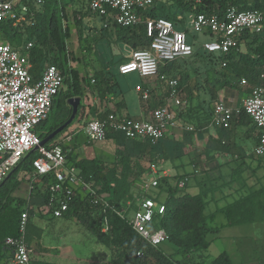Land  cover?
<instances>
[{
    "label": "trees",
    "instance_id": "trees-1",
    "mask_svg": "<svg viewBox=\"0 0 264 264\" xmlns=\"http://www.w3.org/2000/svg\"><path fill=\"white\" fill-rule=\"evenodd\" d=\"M23 2L30 6L34 14L17 25H13L11 20H3L0 24V40L10 43L15 49L25 46L28 42L33 43L30 57L34 78H36L35 71H39L44 64L57 65L64 75V84L54 99L50 114L35 127L36 133L43 139L70 117L72 113L70 98L81 97L82 99L77 117L83 109L85 110L86 106L83 103L85 82L92 83V81L87 80L71 64L72 57L68 42L72 30L69 19L73 17L78 26L79 37L84 39L82 28L84 19L97 14L90 10V0H44L41 6H36L31 0H23ZM157 2L149 11L140 12L142 20L137 25L121 27L109 21L107 28L114 26L116 29H128V33L122 30L121 37L130 43L133 51L138 48H147L151 39L146 33V18L163 16L173 21L177 20V15L164 10L165 5L162 4L163 7L159 10ZM176 2L182 7L193 9L190 0H176ZM232 6L239 10H264V0H202L198 9L193 10L223 15L227 8ZM262 72H264V29L260 32L246 30L240 35L238 45L228 53H210L194 48V52L189 56L161 64L157 76L179 80L178 89L184 103L177 106L178 113L182 115L184 107H188V114L194 117L195 125L199 126L203 124L201 120L195 119L196 109L194 111L192 109L196 107L191 105L195 99H199V104L205 108L202 112L207 111L212 118L214 109L212 110L210 106L217 99V86L234 85L239 81L242 82L243 79L250 81L254 86L259 82ZM95 79L96 82L92 87L101 96L118 92L117 84L112 80L109 65L97 70ZM198 79L207 80L206 84L201 83L205 94L202 97L198 96L193 85L190 86L191 80L199 84ZM164 96L165 98L169 96L168 83L167 93ZM156 104L159 107L166 103L161 97ZM110 113H112L110 109H106L99 112L98 117L105 119ZM240 116L245 118L244 116L247 115L242 113ZM74 121L46 145L49 146L65 133ZM107 138H115L118 145L114 159L102 155L92 158L81 156L80 153L74 155V148L78 146V142L74 141L75 137L72 140L75 143L74 148L68 150L65 146L66 155L68 162L77 168L79 176L98 188V196L108 198L112 206L121 210L125 201L139 197L138 191L141 188L136 184L145 182V175L150 169L152 160L151 151L148 148L155 144L150 139L143 144L115 131L109 132ZM137 147H140L142 152L135 157L131 154V149ZM37 156L38 152H29L12 175L0 185V255L7 249L5 239L18 234L19 219L27 205L25 199L14 195L21 183L18 179L19 172L24 171L29 175L33 170V160ZM55 180L54 173L40 176L35 181L31 193L38 191V194L45 198L44 203H47L49 188ZM174 181L165 176L161 177L156 193L152 194L158 203L165 204L166 210L164 214L155 216L154 226L167 231L166 241L177 248L172 253H166L160 244L153 246L148 243L132 228L126 217L123 218L111 207L102 203H94L93 196L83 193L80 188L65 214L75 216L101 242L112 248L114 256L110 264H234L227 252H222L210 262L205 261L203 255L195 256L196 251L207 250L210 247L211 241L208 239V234L213 227L209 220L214 219L205 212L207 205L205 195L188 193ZM39 183H42L40 187H38ZM224 213L227 224L230 226L264 221V187L228 205ZM105 225L109 227L107 231H103ZM139 251L143 252V257L137 255ZM31 258L33 259L32 255Z\"/></svg>",
    "mask_w": 264,
    "mask_h": 264
},
{
    "label": "built area",
    "instance_id": "built-area-1",
    "mask_svg": "<svg viewBox=\"0 0 264 264\" xmlns=\"http://www.w3.org/2000/svg\"><path fill=\"white\" fill-rule=\"evenodd\" d=\"M36 6H41L44 0H31ZM159 0H90V10L107 18L121 27L135 26L141 22L140 12L149 11ZM194 10L202 0H190ZM34 12L23 0H0V24L3 20H11L17 25L28 20ZM147 36L151 39L147 48H138L132 56L119 66L121 74L138 72L143 78L155 77L159 74L161 64L189 56L194 52V45L188 40L186 30L175 27L172 19L167 17H148L145 19ZM264 29V10H239L229 7L223 15L196 11L192 20V30L196 33H209L215 38L201 44L203 51L228 53L236 47L240 35L246 30L260 32ZM32 42H28L24 51L15 49L10 43L0 40V185L16 169L21 160L35 147L38 156L33 160V170L29 173L30 182H35L40 176L55 174V182L50 186L48 202L44 203L45 212H53L60 217L68 211L77 190L81 188L93 196L94 203H102L111 207L123 218L124 210H117L109 201L99 197L97 189L84 181L76 167L68 164L65 146L73 140L74 133L66 132L60 135L49 146L40 145L42 138L36 133L35 127L50 114L54 99L64 84V75L55 64H47L39 78L32 75L33 63L30 51ZM164 78V77H163ZM92 83L96 82L92 78ZM169 98L175 106L184 103L179 93V80L167 79ZM243 84H247L245 79ZM136 91L143 100H149L151 91L142 85L136 86ZM245 113L258 129V143L254 147L257 156H264V72L260 74L259 82L252 87L250 94L242 105L230 107L222 102L214 105L212 122L228 128L232 117ZM176 114L169 105L155 109L149 120L133 117H119L110 113L107 118L97 116L89 119L85 125V133L89 141H103L111 131L121 132L130 139H150L153 143L160 141L170 126L176 124ZM188 129H194L192 126ZM153 178L149 185L157 188L163 176L157 171V164L150 166ZM186 178L179 181L183 187ZM129 203V202H128ZM164 203H158L152 195H147L139 202L133 217L128 219L132 228L148 243L157 246L168 239L164 228L154 226L156 215L164 214ZM32 217L31 207L27 205L19 219L18 234L8 236L5 245L9 251V259L0 264H32L33 249L28 244V226ZM105 225L103 231L108 230ZM143 257L142 251L137 253ZM68 264V263H61Z\"/></svg>",
    "mask_w": 264,
    "mask_h": 264
},
{
    "label": "crops",
    "instance_id": "crops-1",
    "mask_svg": "<svg viewBox=\"0 0 264 264\" xmlns=\"http://www.w3.org/2000/svg\"><path fill=\"white\" fill-rule=\"evenodd\" d=\"M195 13L196 12L194 11V15L190 20L189 25H191ZM102 19L104 18L102 17ZM180 20L181 22L184 20L183 14L177 15V20L174 21L175 27L177 29L187 31V29H189L188 26L186 28L179 27ZM104 24L105 21H103V28ZM106 29L111 30L110 38L115 39V37H117V41L123 39L121 37L123 31H120L119 28L116 29L114 26H111L109 28L106 27ZM210 36L211 38L205 41H209L215 38L214 35L210 34ZM189 38L190 35H188V40ZM24 47L25 46H21L17 49L23 52ZM122 62H120V64ZM46 65L47 64H44V66L39 71H35L36 79L41 76L43 69L46 67ZM105 67L97 69L101 70ZM96 71L97 70L89 74V77H91L90 80H92V78H95ZM144 79L147 80L142 83H138L137 85H142L145 88H149L151 91V96L148 101H143L142 98H140V107H134V111L132 113L131 104L133 102L129 103V101L126 100L125 96L123 95H119L118 93H106V95L101 96L97 90L85 91L83 103L86 107L85 110L83 109L82 113L80 114L78 123L73 125L74 128L80 126L77 130L73 132L74 137L75 132L77 134L83 130L82 132L85 133V125L87 121L92 117L97 116L99 112L106 109H110V112L116 113L119 117L130 116L133 118L149 120L153 117L154 111L157 108L156 102L159 98L163 97L166 103L165 105H169L176 114V124L169 127L166 135L160 141L154 143L155 145H151V148H148V150L151 151L150 154L152 155V160L150 164H157V171L159 172V174H162L171 181H174L175 178H177L174 182L178 183V185L180 180L186 178V183L182 187L184 189L188 187L191 177L196 178L197 173H207L208 175L206 177H208V179H210L211 175L214 174L217 177L216 180L223 178L224 181L221 183V185H217L218 198L212 197V200L210 199L208 201L209 203L213 202L214 200L220 199H223V201H225L224 199H226L228 201H225V203L218 205L216 210L213 209L212 213H210V216H212L213 219L217 215V212H224V209L228 205L264 187V156H261L260 158V156H257L254 153V147L258 143V129L255 126L254 122L251 120V118H249L248 116H244L245 118H243L240 115L234 116L231 119L230 126L228 128H225L223 126L213 123V116L211 118V116L208 115L207 111L202 112V110L205 108L199 104V99H195V101L191 105L195 106L196 108L192 110L194 111L196 109L195 119L201 120L203 124L196 126V121L194 120V117L188 114V107H184V110H182V112L184 113L181 115L178 113L179 110L177 106L172 103V100L169 97L165 98L164 95L165 93H167V79L170 78L163 79L160 76H155L154 78L150 77ZM198 81L199 84H195V82L191 80L190 86L192 87L193 85L195 87V92H198V96L202 97L205 94L204 88L201 83L206 84L207 80L202 81L201 79H198ZM252 86L253 84L250 81H247V84H243L241 83V81H239L234 85H225L223 87L217 86V99L211 104L210 108L213 110L214 105L219 102H222L230 107H238L242 105L243 100L250 94ZM188 105L190 106V103H188ZM82 114H84L85 118V123L83 125L82 119L84 118ZM191 126L194 129L190 130L187 128ZM110 139H113L115 141V138ZM136 140L145 144V141L147 139ZM74 141H77V137H75ZM73 144L75 143L72 141L70 144L67 145L68 150L74 148ZM115 144L117 145L116 141ZM76 148L77 147L74 148V151ZM116 150L117 149H115V151ZM141 152L142 151L140 147L131 149V154L135 157L141 154ZM102 154H104V152ZM68 164L71 165L70 162H68ZM248 171L251 172V174H247L246 176H244L243 173ZM234 173L239 174L240 177L239 181L235 184L233 182L234 180L232 179ZM24 175L26 176L24 177ZM153 177L154 176L151 172V169H149L147 174L145 175V182L141 181L136 184L140 188H146L139 189L138 194L141 197L136 203L134 210L137 209L139 202L144 196L156 193L157 189L149 185V182ZM18 179L21 180V183L14 192V195L18 198H22L27 201V205H30L31 209L33 208L31 211L32 215L36 209H38L39 211L43 210L45 198L42 195L38 194V191H34L31 193L35 182L31 183L29 175L26 174L24 171L19 172ZM204 180H196V187L194 189L195 192L192 193L186 190L185 191L191 194L204 195L206 193L205 196L207 197L208 192H203L202 188H200V185ZM41 185L42 183H39L38 187H40ZM105 199L108 200V198ZM127 201L129 202L130 200ZM215 202L219 203V201ZM32 204L34 206H32ZM224 225L227 224L225 223ZM2 253L3 254L0 255V263L6 262L9 259V251L7 249ZM31 260L32 264L36 263L32 258ZM238 264L260 263L254 261L253 263L244 262Z\"/></svg>",
    "mask_w": 264,
    "mask_h": 264
},
{
    "label": "rangeland",
    "instance_id": "rangeland-1",
    "mask_svg": "<svg viewBox=\"0 0 264 264\" xmlns=\"http://www.w3.org/2000/svg\"><path fill=\"white\" fill-rule=\"evenodd\" d=\"M162 4L165 5L164 9L167 13L184 15V20L182 22L181 20L179 21V27L186 28L188 26L187 33L190 35V43L194 45V48L203 50L201 44L205 40L210 39L211 36L206 33H196L192 30V22L191 25L189 23L194 15V11L190 7L185 8L180 6L176 0H159L157 2L159 10L163 7ZM102 17L90 15L84 19V25L82 26L84 29V39L79 37L78 26L75 24L73 17H70L72 35L68 46L72 57L71 64L87 80H90L89 74L91 72L98 70L97 68L109 65L112 72V80L117 84V93L125 96L129 103L133 102L131 104L132 108L130 107L132 113L134 107H140L141 94L136 91L135 87L138 83H142L147 79L141 77L138 72L126 75L120 73V62H125L131 58L133 48L125 39L117 41V37L115 39L110 38L111 30L105 29V26L103 28V21L106 22L108 19L104 17L102 19ZM122 30L126 33L129 32L128 29H120V31ZM87 48L88 51H86ZM92 86L93 83L85 82V91H93L95 88L93 89ZM82 116L84 118V114ZM79 118H76L66 132H74L80 127L79 125V127L75 128L73 126L78 123ZM84 123L85 118L82 119V125ZM82 131L77 134L75 132V137H77L79 144L74 151V155L80 153L81 156L92 157L93 154V157L103 155L114 159L117 145L113 139L106 138L103 141H91L87 143L89 139ZM247 174H251V172L243 173L244 176ZM207 175V173H197L196 178L191 177L190 183L185 190L192 193L195 192L196 180L200 181L205 178L200 188H202L203 192H208L206 200H212V197L218 198L217 185H221L224 180L223 178L216 180V175H211V173V177L208 179ZM232 179L234 180V184L238 182L240 179L239 174L234 173ZM140 197L130 200L129 203L125 201L121 206L127 218L131 219L133 217L136 203ZM215 201H219V203ZM222 201L223 199L214 200L210 203L208 201L205 210L206 214L210 217L213 209L216 210L218 205L225 203V201ZM32 206L34 205L32 204ZM216 214L214 220H209L212 227H215L208 234V239L211 241L210 247L207 250L196 251L195 256L203 255V259L210 262L222 252H227L235 264L244 262L253 263L254 261L264 264V221L228 226L225 213L220 211ZM30 223L27 240L33 249V260L38 264H57L61 262L72 264H110L112 262L114 256L112 248L101 242L75 216L64 214L57 217L54 216L53 212L36 209L33 212ZM225 223L227 225H224ZM160 246L166 253L175 252L177 249L169 241H164Z\"/></svg>",
    "mask_w": 264,
    "mask_h": 264
},
{
    "label": "water",
    "instance_id": "water-1",
    "mask_svg": "<svg viewBox=\"0 0 264 264\" xmlns=\"http://www.w3.org/2000/svg\"><path fill=\"white\" fill-rule=\"evenodd\" d=\"M69 103L72 106V113H71L70 117L68 118V120L66 122H64L62 125H60L58 128H56L48 136L44 137L41 140L40 145L48 144L51 140H53L59 133H61L65 128H67L76 119L77 114L79 112V106L81 104V97L70 98ZM37 149H38V147H35L32 150V152H35ZM14 171H15V169L9 174V176H11Z\"/></svg>",
    "mask_w": 264,
    "mask_h": 264
}]
</instances>
